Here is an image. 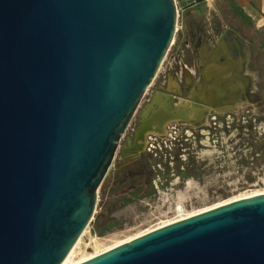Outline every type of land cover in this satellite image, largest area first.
I'll use <instances>...</instances> for the list:
<instances>
[{"label": "water", "instance_id": "95a60500", "mask_svg": "<svg viewBox=\"0 0 264 264\" xmlns=\"http://www.w3.org/2000/svg\"><path fill=\"white\" fill-rule=\"evenodd\" d=\"M177 25L175 0H0V264L64 262ZM197 105L175 96L151 107L122 149L126 163ZM79 264H264V193Z\"/></svg>", "mask_w": 264, "mask_h": 264}, {"label": "rangeland", "instance_id": "374dc122", "mask_svg": "<svg viewBox=\"0 0 264 264\" xmlns=\"http://www.w3.org/2000/svg\"><path fill=\"white\" fill-rule=\"evenodd\" d=\"M177 6L178 25L173 44L141 99L98 192L95 216H101L100 228L111 225L112 230L99 236L92 224L94 217L73 247L75 263L166 222L264 193V33L239 14L232 0H180ZM177 46H182L178 52ZM195 46H221L224 55L242 57L248 88L237 99L241 103L238 107L220 112L216 110L221 106L216 100L217 112L210 114L212 107L204 102L211 100H204L203 93L200 94L203 84L193 68ZM173 54L175 59L171 62ZM186 79L191 81L187 83ZM173 81L179 86L177 90L172 88ZM158 96L166 102L175 96L187 103L197 102L196 108L202 113L199 119L167 125L165 135L147 136V150L162 144L175 148V141L182 137L184 143L179 147L184 148L179 161L171 157L170 171L162 164L158 166L162 173L153 181L156 192L134 200L132 192L136 187L122 186L113 175L127 162L122 149L133 139L145 113L157 106ZM177 106L173 104L172 108ZM225 113H251V117L261 120L254 123L253 130H230L232 118L228 117L226 125L219 120ZM187 167L192 168V174L182 178L178 173ZM125 197L132 199L126 204L122 201Z\"/></svg>", "mask_w": 264, "mask_h": 264}, {"label": "trees", "instance_id": "16d2710c", "mask_svg": "<svg viewBox=\"0 0 264 264\" xmlns=\"http://www.w3.org/2000/svg\"><path fill=\"white\" fill-rule=\"evenodd\" d=\"M232 4L234 8L239 11V14L242 15L241 10L236 6L234 0H232ZM228 117L229 119L232 118L230 130L237 129L240 131H243L246 128L248 130H253L254 123L261 120L259 117H251V113H241L240 115L225 113L223 116L219 117V120H221L226 125L230 121ZM262 119L264 121V118ZM184 139L185 138L182 137V140H180L179 142L175 141V148H167L163 146V144L161 146L159 145L155 146L154 148H150L149 150L142 153L136 160L125 163L120 168H118L113 177L116 178L122 186H127L130 189H134L136 187V189L132 192L134 200H139L151 196L156 192L153 181L156 177H158L159 174L162 173L158 166L162 164L165 168L168 169V171L171 170L169 168L170 159L171 157H175L174 160L179 161V157L180 155H182L181 150L184 148L182 147L180 149L179 146L180 144L184 143L181 142ZM178 166L180 167V164ZM191 169L187 167L186 169H184V171H179L178 175L182 178L189 177L192 174L190 173ZM136 182H138V184ZM140 185H144V187L142 188ZM104 194L105 190H103V195ZM130 199L132 198L128 199L125 197L122 199V201L126 202L127 204L128 202H130ZM94 217L95 221L92 222V224L95 225L97 234L99 236H104L107 231L112 230L111 225L106 228H100L102 226L101 216L98 215Z\"/></svg>", "mask_w": 264, "mask_h": 264}, {"label": "crops", "instance_id": "0c3cea01", "mask_svg": "<svg viewBox=\"0 0 264 264\" xmlns=\"http://www.w3.org/2000/svg\"><path fill=\"white\" fill-rule=\"evenodd\" d=\"M234 2L241 10L243 17L260 33H264V0H234ZM181 48L182 46H177L176 51H180ZM221 48V46H195L193 68L195 72H198L199 81L203 84L200 88L202 91L200 94L203 93V97L209 94L211 98L222 99L230 92H237L238 90L232 88L228 90L236 80L246 82L245 92L248 88L247 79L243 73L242 57L224 55L225 51ZM174 57V54L170 57L171 62L175 59ZM187 80L191 81V79ZM213 83L220 85H213Z\"/></svg>", "mask_w": 264, "mask_h": 264}, {"label": "bare ground", "instance_id": "6f19581e", "mask_svg": "<svg viewBox=\"0 0 264 264\" xmlns=\"http://www.w3.org/2000/svg\"><path fill=\"white\" fill-rule=\"evenodd\" d=\"M233 84V83H232ZM213 85H220V84H217V83H213ZM212 86V85H211ZM211 86H210V88H211ZM172 88L173 89H178L179 88V86H178V84H177V82L176 81H173L172 82ZM233 89V90H238L237 92H230L229 93V95L228 96H226V97H224V98H220V99H216V100H219V104L221 105L219 108H217L216 110L217 111H220V112H223V111H225V110H229V109H233V108H236V107H238L241 103L240 102H238V98H240V96L245 92V88H246V82H244V81H242V80H236V82H235V84H233V86H229V88H228V90L229 89ZM240 93V94H239ZM238 94V95H237ZM203 97V96H202ZM204 98V100H206V101H208L209 99H211V96H209V94L207 95V96H204L203 97ZM215 99V98H214ZM238 99V100H237ZM221 100V101H220ZM232 100V102H230ZM163 100L161 99V97H156L155 98V102H162ZM195 111H196V113L194 114V117H193V119H199L200 117H201V111L200 110H198V109H195ZM256 194H260V193H255V194H252V196L253 195H256ZM221 204H223V203H221ZM221 204H218V205H221ZM218 205H215V206H213V207H216V206H218ZM213 207H211V208H213ZM210 208V209H211ZM206 210H209V208L208 209H205V210H202V211H199V212H196V213H192V214H189V215H187V216H185V217H181V218H179V219H177V220H181V219H185V218H187V217H190V216H193V215H195V214H198V213H201V212H203V211H206ZM177 220H173V221H169V222H166V223H164V224H161L159 227H161V226H164V225H168V224H170V223H172V222H175V221H177ZM146 232H148V231H145V232H143V233H146ZM142 233V234H143ZM137 236H139V235H137ZM133 238H135V237H130V238H128V239H125V240H122V241H119V242H117L115 245H113V246H111V247H109V248H107L106 250H104V251H102V252H99V253H96V254H93V255H91V256H89V257H86V258H83V259H81L80 261H77L76 263L72 260V257H73V254H74V250H75V248H73L70 252H69V254L67 255V257H66V259L64 260V262L62 263V264H79V263H81V262H84V261H86V260H88V259H90V258H92V257H94V256H96V255H98V254H100V253H103V252H105V251H107V250H109V249H112V248H114V247H116V246H118V245H120V244H123V243H125V242H127V241H129V240H132Z\"/></svg>", "mask_w": 264, "mask_h": 264}, {"label": "built area", "instance_id": "2783aa9c", "mask_svg": "<svg viewBox=\"0 0 264 264\" xmlns=\"http://www.w3.org/2000/svg\"><path fill=\"white\" fill-rule=\"evenodd\" d=\"M176 1V4H178V2L180 1V0H175ZM178 7V6H177Z\"/></svg>", "mask_w": 264, "mask_h": 264}]
</instances>
